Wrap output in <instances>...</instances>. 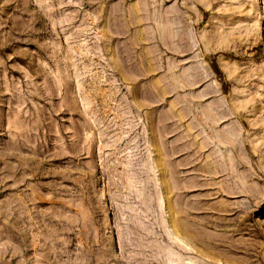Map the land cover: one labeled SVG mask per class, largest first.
I'll return each instance as SVG.
<instances>
[{
	"label": "rangeland",
	"instance_id": "obj_1",
	"mask_svg": "<svg viewBox=\"0 0 264 264\" xmlns=\"http://www.w3.org/2000/svg\"><path fill=\"white\" fill-rule=\"evenodd\" d=\"M0 264H264V0H0Z\"/></svg>",
	"mask_w": 264,
	"mask_h": 264
}]
</instances>
